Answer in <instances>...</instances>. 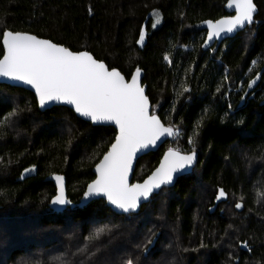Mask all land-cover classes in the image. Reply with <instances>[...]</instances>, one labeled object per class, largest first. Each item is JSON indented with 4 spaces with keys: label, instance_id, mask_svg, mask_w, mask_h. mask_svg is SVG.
<instances>
[{
    "label": "trees",
    "instance_id": "trees-1",
    "mask_svg": "<svg viewBox=\"0 0 264 264\" xmlns=\"http://www.w3.org/2000/svg\"><path fill=\"white\" fill-rule=\"evenodd\" d=\"M226 1L0 0V30L86 50L127 78L143 70L155 114L182 134L141 156L133 180L146 177L165 149L190 151L188 139L199 133L192 172L138 213L117 214L102 199L55 213L48 206L55 187L43 178L62 174L77 202L116 131L64 106L40 111L31 92L0 84V264H264V0H254L251 25L205 49L204 21L229 15ZM32 166L36 176L20 180ZM219 189L227 195L217 200Z\"/></svg>",
    "mask_w": 264,
    "mask_h": 264
},
{
    "label": "snow or ice",
    "instance_id": "snow-or-ice-1",
    "mask_svg": "<svg viewBox=\"0 0 264 264\" xmlns=\"http://www.w3.org/2000/svg\"><path fill=\"white\" fill-rule=\"evenodd\" d=\"M227 7L234 9L235 15L204 21L207 25L206 45L210 46L209 42L222 33H233L234 30L251 25L254 13L258 11L254 0H228ZM158 23L157 15L152 26L156 27ZM0 36L3 45L0 76L31 85L41 106L63 101L92 122L112 121L118 128L114 142L95 166L96 179L87 185L85 197L103 196L124 212L134 211L141 200H147L154 190L171 184L174 174L194 165L197 159L194 137L199 135L198 130H194L188 139V143L193 145L190 151L168 148L159 167L143 183L129 182L133 160L138 153L150 145H156L163 137L179 138L182 134L179 127L165 126L155 114L145 88L140 83V67L137 66L131 78L127 79L117 68H109L103 60L94 58L88 51H72L63 44L7 28L0 30ZM144 40L145 30L142 27L135 43L143 45ZM164 59L172 62L167 54ZM254 82L250 81L249 87ZM187 91L189 89L185 86L178 95ZM3 123L0 121V126ZM34 168H26L24 172L29 173ZM55 180L57 192L52 197V203L61 206L71 204L65 196L64 177L55 175ZM226 195L223 189H219L216 199L220 200ZM241 207L240 202L235 204V208ZM102 231L103 228H98L85 239L91 241ZM240 243L242 247H248L247 241ZM78 251L86 252L87 247ZM56 259L60 261L59 257ZM126 264H133V261L129 259Z\"/></svg>",
    "mask_w": 264,
    "mask_h": 264
},
{
    "label": "water",
    "instance_id": "water-1",
    "mask_svg": "<svg viewBox=\"0 0 264 264\" xmlns=\"http://www.w3.org/2000/svg\"><path fill=\"white\" fill-rule=\"evenodd\" d=\"M227 3H228V0H227L226 3H225V10H226V12L229 13V15H227V16L235 15V11H234V9H230V8H228V7H227ZM256 13H257V12H256ZM256 13H254V16L256 15ZM223 17H224V16H223ZM220 18H222V17H220ZM220 18H218V19H220ZM218 19H216V20H218ZM214 21H215V20H214ZM246 27H247V25H246L245 27H243L242 29L234 30L233 33H222L220 37H216V38H214L212 41H210V42H209L210 46H208V45L205 44V40L207 39V25L205 24L206 36H205V40H204V43H203V47H204L205 49L210 48L215 42H221V41H223V40H225V39H227V38H231V37L235 36L238 32L244 30ZM28 33H29V32H28ZM29 34H32V33H29ZM32 35H34V34H32ZM39 38H41V37H39ZM41 39H47V38H41ZM47 40H49V39H47ZM52 42H53V41H52ZM53 43H55V42H53ZM1 45H2V36H1ZM2 49H3V45H2ZM70 50H71V49H70ZM72 51H73V50H72ZM81 51H86V50H81ZM2 56H3V54L1 55L0 58H2ZM94 58H95V57H94ZM105 64H106V63H105ZM106 65H107V64H106ZM134 70H135V69H134ZM119 71H120V70H119ZM120 72H121V71H120ZM121 73H122V72H121ZM122 74H123V73H122ZM123 75H124V74H123ZM143 75H144V73H143V70H142V75H141V78H140V83H141V86H143V87L145 88V94H146V84L143 83ZM126 78H127V77H126ZM130 78H131V75H130L127 79H130ZM0 84H7V85H11V86H15V87L23 88V89H25V90L31 92V93L34 95L35 99H36L37 106H38V109H39L40 111H44V110L49 109V108H51V107H53V106H64V107H67V108L71 109V110L73 111V113H74L78 118H80L81 120H84V121H86V122H89V123L92 124L93 126H111V127H113V128L115 129V131H116L115 136H116V134L118 133V128L116 127V125H115L114 122H112V121L92 122V121L88 120L87 118H84V117L80 116L79 114H77V113L74 111L73 106L69 105V104L66 103V102H63V101H55V102H50V103H48L46 106H41V105L39 104V102H38V97L36 96L35 89H34L31 85H29V84H27V83H25V82H23V81L16 80V79H11V78L4 77V76H0ZM146 95H147V94H146ZM149 102H150V100H149ZM260 104H263V105H264V98L261 100ZM150 106H151V104H150ZM156 115H157V114H156ZM161 122H162V120H161ZM162 123H163V122H162ZM165 126H169V125H166V124H165ZM115 136H114V139H113V141H112L111 143L114 142V140H115ZM172 139H173V137H163V138H161L160 141L157 142L156 145H150L147 149H144V150H142L140 153H138L137 157L134 158V160H133V170L130 171V173H129V182H130V183H143V181H144L145 179H147V177L150 176V175L152 174V172L155 171V169H156L157 167H159L160 161L163 159L164 153H165L168 149H165V150L163 151V153H162V155H161V157H160V159H159V161H158L156 167H155V168H154V169H153V170H152V171H151L146 177H144V178H143L142 180H140V181L133 180V174H134V171H135V166H136L137 160H138L141 156H143L144 154H147V153H149V152H153V151L158 150V148H160V147H161L166 141H168V140H172ZM110 146H111V144L108 146L107 150H106L104 153H106V152L109 150ZM104 153L102 154V156L100 157V159L97 161L96 164H98V163L100 162V160L103 158ZM197 159H198V154H197ZM197 159H196V161H195V163H194L193 166H191V167H189V168H186V169H184V170H181L179 173L174 174V180H173V182H172L171 184H168V185H162L159 189L154 190V192H153L152 194H156V193H158V191H159L163 186H171V185H173V184L176 182L177 178L182 177V176H185V175L191 173L192 170H193V168H194V166L196 165ZM96 164H95V165L93 166V168H92V173H93L94 177H93V179H92L90 182L87 183V185H88L89 183H91L93 180L96 179V171H95V166H96ZM29 168H32V167H29ZM55 175L63 176L62 174L51 173V174H49V175H47V176H45V177L43 178L44 181H50V182H52L53 185H54V187H55V194H54L52 197H54V196L56 195V192H57ZM32 176H36V167L34 168V170H32V171L29 172V173H25V172H24V169H23V170L21 171V174H20V176H19V179H20V180H23V179H25V178H27V177H32ZM63 177H64V176H63ZM64 185H65V196H66V198H67L68 200H70V199L67 197V193H66V180H65V177H64ZM87 185H86V187H85V189H84V191H83L81 197L79 198V200H78L77 202H72V201L70 200V201H71V204H68V205H64V206H61V205H54V204L52 203V197H51V199H50V201H49V203H48L49 208L51 209V211H53V212H55V213H61V212H63L66 208H68V207H69V208H75V207L82 208V207L86 206L87 204H89L90 202H92V201H94V200L102 199V200L105 202V205H106L107 207H109L113 212H115V213H117V214H125V215H127V214L138 213L139 210H140V208H141V206H142L143 204L147 203V202L150 200V198H151V196H150L147 200H143V199H142L141 202H140L139 205H138V208H137L136 210H134V211H130V212H124V211H122L121 209L117 208L116 206L112 205V204L107 200L106 197H103V196L85 197V196H84V192L87 190ZM152 194H151V195H152ZM156 235H158V233H157ZM156 239H157V236L153 237V239H152V241H151V243H150V247H153V246H154V243H155Z\"/></svg>",
    "mask_w": 264,
    "mask_h": 264
},
{
    "label": "rangeland",
    "instance_id": "rangeland-1",
    "mask_svg": "<svg viewBox=\"0 0 264 264\" xmlns=\"http://www.w3.org/2000/svg\"><path fill=\"white\" fill-rule=\"evenodd\" d=\"M151 16H152V18H153V23H155L156 22V17H157V15L159 16V14H158V12H156V11H153L151 14H150ZM159 21H160V17H159ZM159 24V23H158ZM157 24V25H158ZM156 25V26H157ZM253 81H256V79L255 80H253ZM255 83V82H254ZM254 83L252 84V86L254 85ZM176 139H178V138H176V137H173V139L172 140H176ZM184 152H186V151H184ZM156 236V235H155ZM155 236H153V237H155ZM152 241V240H151ZM151 241H150V243H151ZM161 247V246H160Z\"/></svg>",
    "mask_w": 264,
    "mask_h": 264
}]
</instances>
